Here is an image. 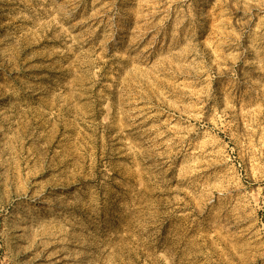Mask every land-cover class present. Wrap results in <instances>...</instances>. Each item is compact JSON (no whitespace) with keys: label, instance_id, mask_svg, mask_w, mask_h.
I'll return each instance as SVG.
<instances>
[{"label":"rangeland","instance_id":"1","mask_svg":"<svg viewBox=\"0 0 264 264\" xmlns=\"http://www.w3.org/2000/svg\"><path fill=\"white\" fill-rule=\"evenodd\" d=\"M69 262L264 264V0H0V264Z\"/></svg>","mask_w":264,"mask_h":264},{"label":"bare ground","instance_id":"2","mask_svg":"<svg viewBox=\"0 0 264 264\" xmlns=\"http://www.w3.org/2000/svg\"><path fill=\"white\" fill-rule=\"evenodd\" d=\"M70 252H72V251L70 250ZM70 252H69V253H70ZM69 253H68V254H69ZM75 253H76V252H75ZM71 254H72V253H71ZM76 255H77V254H76ZM71 256H72V255H71ZM73 256H75V255H73ZM73 256H72V257H73ZM67 258H68V257H67ZM73 258H74V257H73ZM69 259H70V258H69ZM65 263H66V262H65ZM69 264H71V263L69 262Z\"/></svg>","mask_w":264,"mask_h":264}]
</instances>
